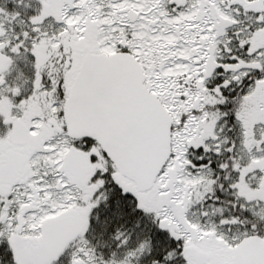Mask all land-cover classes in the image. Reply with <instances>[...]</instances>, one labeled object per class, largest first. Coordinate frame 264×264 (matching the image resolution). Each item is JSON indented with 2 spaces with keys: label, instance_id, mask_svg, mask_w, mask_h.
I'll return each mask as SVG.
<instances>
[{
  "label": "snow or ice",
  "instance_id": "6c2138e0",
  "mask_svg": "<svg viewBox=\"0 0 264 264\" xmlns=\"http://www.w3.org/2000/svg\"><path fill=\"white\" fill-rule=\"evenodd\" d=\"M0 264H264V0H0Z\"/></svg>",
  "mask_w": 264,
  "mask_h": 264
}]
</instances>
